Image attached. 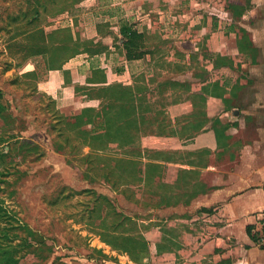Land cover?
I'll return each mask as SVG.
<instances>
[{"label": "crops", "instance_id": "1", "mask_svg": "<svg viewBox=\"0 0 264 264\" xmlns=\"http://www.w3.org/2000/svg\"><path fill=\"white\" fill-rule=\"evenodd\" d=\"M122 1L121 7L97 13L89 27L69 20L65 10L54 23L33 24L27 41L33 45L35 36L42 41L20 68V74L36 77V90L61 117L74 124L81 118L90 140L106 141L88 142L87 155L113 148L112 169L127 175L121 184L111 179L112 202L134 207L135 215L127 216L142 224L149 257L135 263L102 241L103 246L128 264H264L255 234L264 213V117L238 115L233 101L238 81L216 78V72L232 70H215L214 64L201 83L191 84L188 97L153 110L161 97L151 96L153 56L129 58L121 34L124 24L147 34L151 26L124 13L141 0ZM253 1L252 12H264V0ZM259 21L255 26L264 28V16ZM214 40L213 35L208 46ZM248 40L255 45L253 37ZM236 42L241 53L244 38ZM182 75L175 80L182 83ZM255 122L257 130L247 131Z\"/></svg>", "mask_w": 264, "mask_h": 264}, {"label": "rangeland", "instance_id": "2", "mask_svg": "<svg viewBox=\"0 0 264 264\" xmlns=\"http://www.w3.org/2000/svg\"><path fill=\"white\" fill-rule=\"evenodd\" d=\"M84 2L0 0V137L5 141L1 150L8 152L0 165V229L9 231L4 245L11 244L20 251L16 254L19 264H128L118 257L127 254L119 251L114 257L102 240H111L110 234L145 239L142 224L128 221V213H136L134 207L123 201L117 205L112 202L116 196L110 187L111 179H118L120 184L127 180L124 171L112 169L114 158L110 155L114 149L102 156L87 155V143L99 142L87 141L82 126L74 128V123L55 111L52 101L36 90L35 76L20 74L31 54L30 45L34 46L25 36L33 24L40 27L54 23L65 10L69 20L89 27L94 25L97 13L123 3ZM254 3L141 0L140 7L132 6V10L124 12L128 18L140 23L145 19L146 27L151 26L147 28L149 34L142 29L135 32L139 36L138 47L143 48L145 56L146 52L153 56L151 96H161L153 102V110L158 109L159 103L173 104L188 97L191 84L201 83L207 66L214 64L215 70H232L216 72V78L229 75L238 81L233 100L238 115L264 117V28L255 26L264 12L254 14ZM132 11L135 16H131ZM124 19L127 16L123 15L121 20ZM213 35L214 43L208 46ZM239 37H253L255 41L243 55L236 50ZM140 49L135 52L142 53ZM180 74L186 78L182 83L175 80L181 78ZM196 76L199 82L195 81ZM257 124L246 130H257ZM114 226L116 234L112 232ZM24 239L31 247L22 250ZM116 243L121 245L120 241ZM139 251H134V255L143 263L149 255L142 257Z\"/></svg>", "mask_w": 264, "mask_h": 264}, {"label": "trees", "instance_id": "3", "mask_svg": "<svg viewBox=\"0 0 264 264\" xmlns=\"http://www.w3.org/2000/svg\"><path fill=\"white\" fill-rule=\"evenodd\" d=\"M41 34V33H40ZM121 34L123 36V40H124V48L125 50L127 51L128 53V57L131 58L133 57L134 59H140L143 57L144 55V51H143V48L140 49V46L138 47V44L136 43V39H138V35L135 31L132 30L131 27L128 26V24H124L121 28ZM30 37V36H29ZM39 36H35L34 39V43L33 45L35 46L36 45V38H38ZM32 47L30 45V52H37V47ZM252 46L251 42H249V40L247 39V37L244 38V42L242 43H239V48H240V51L243 52V53H246L245 51L247 49H250ZM140 49L142 51V53H136L135 50L136 49ZM216 89L218 88V85L215 84L214 86ZM217 94V93H216ZM3 97V93L2 91L0 90V99ZM3 108H1L0 106V113H1V110ZM125 110V109H123ZM110 114L111 112H107V114L105 115L106 116V119L108 121V129L110 127ZM124 114V115H123ZM123 116L126 115V112H123ZM77 124L74 125V128L75 127H80L82 126L83 122L81 118H78L77 119ZM120 129V128H119ZM118 129V130H119ZM110 130V129H109ZM85 138L87 141H89L90 137H91V133L92 132H83ZM93 140V139H92ZM90 140V141H92ZM95 142H99L100 144H102L103 142H106L104 140H95ZM5 141L0 137V165L4 163L7 155H8V152H5V150H1V148L3 147ZM1 208H0V214L2 213L1 212ZM1 216V215H0ZM1 218V217H0ZM3 218V217H2ZM128 218V217H127ZM132 219H128V221H131ZM117 232V226H114V229H112V232ZM111 235V240H102L104 243H106L107 245L111 246L113 250L117 251V252H123L125 254H127L130 259L135 262V263H141V258H136L135 255H134V251H140L142 252V257H147L149 255V250H148V244L147 242L145 241V239H142V241H138L136 239L135 236H130V235H123V237H119L118 235H114V234H110ZM10 236H9V231L6 230V229H0V264H19V257L16 255V254H19L20 251L19 250H16L14 246H12L11 244H6L4 245V239H8ZM116 240L120 243L121 245H118L116 243ZM25 247H31V244L26 240L24 239L23 240V245H22V250L25 248ZM138 249V250H137ZM139 251V252H140ZM140 257V256H139ZM144 259V258H142Z\"/></svg>", "mask_w": 264, "mask_h": 264}, {"label": "built area", "instance_id": "4", "mask_svg": "<svg viewBox=\"0 0 264 264\" xmlns=\"http://www.w3.org/2000/svg\"><path fill=\"white\" fill-rule=\"evenodd\" d=\"M256 244L259 248L264 249V213L261 214L256 228Z\"/></svg>", "mask_w": 264, "mask_h": 264}]
</instances>
